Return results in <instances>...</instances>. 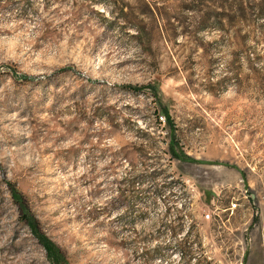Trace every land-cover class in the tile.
Masks as SVG:
<instances>
[{
  "label": "rangeland",
  "instance_id": "obj_1",
  "mask_svg": "<svg viewBox=\"0 0 264 264\" xmlns=\"http://www.w3.org/2000/svg\"><path fill=\"white\" fill-rule=\"evenodd\" d=\"M263 3L0 0V264H264Z\"/></svg>",
  "mask_w": 264,
  "mask_h": 264
},
{
  "label": "trees",
  "instance_id": "obj_2",
  "mask_svg": "<svg viewBox=\"0 0 264 264\" xmlns=\"http://www.w3.org/2000/svg\"><path fill=\"white\" fill-rule=\"evenodd\" d=\"M260 10H261L262 13H264V3L260 6ZM238 11H240V13L244 15L246 13L247 9L242 5V6H239ZM163 112L167 114V111L164 110ZM164 119H165V117H164ZM179 156H181V155L179 154ZM29 222L31 223V225H33V227L37 228V225L35 223V220H33L32 218H30L29 219ZM40 238H41V241L43 242V244L47 248H50L52 251L54 250L53 249V246H52V243L49 240H47V238H44V236H42V235L40 236Z\"/></svg>",
  "mask_w": 264,
  "mask_h": 264
},
{
  "label": "built area",
  "instance_id": "obj_3",
  "mask_svg": "<svg viewBox=\"0 0 264 264\" xmlns=\"http://www.w3.org/2000/svg\"><path fill=\"white\" fill-rule=\"evenodd\" d=\"M238 206V203L237 202H233L230 206H228L227 208V211H230V213H234L235 211V208ZM211 217V214H207V218H210Z\"/></svg>",
  "mask_w": 264,
  "mask_h": 264
}]
</instances>
